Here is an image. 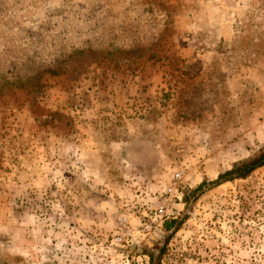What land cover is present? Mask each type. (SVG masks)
I'll list each match as a JSON object with an SVG mask.
<instances>
[{
    "label": "rangeland",
    "instance_id": "obj_1",
    "mask_svg": "<svg viewBox=\"0 0 264 264\" xmlns=\"http://www.w3.org/2000/svg\"><path fill=\"white\" fill-rule=\"evenodd\" d=\"M264 0H0V264H264Z\"/></svg>",
    "mask_w": 264,
    "mask_h": 264
},
{
    "label": "trees",
    "instance_id": "obj_2",
    "mask_svg": "<svg viewBox=\"0 0 264 264\" xmlns=\"http://www.w3.org/2000/svg\"><path fill=\"white\" fill-rule=\"evenodd\" d=\"M264 168V150L256 156L235 163L229 170L220 173L215 179L211 181H202L199 185L190 190L184 195L183 201L188 205L194 203L207 190L217 188L225 183L232 181H240L247 179L252 173L258 169ZM187 216L183 215L178 219H171L163 223V228L166 237L163 245L156 250V252H147L148 264H162L165 258L169 241L174 234L182 227L186 221Z\"/></svg>",
    "mask_w": 264,
    "mask_h": 264
}]
</instances>
